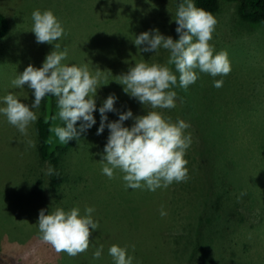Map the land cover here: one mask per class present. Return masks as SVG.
I'll use <instances>...</instances> for the list:
<instances>
[{
	"label": "rangeland",
	"instance_id": "obj_1",
	"mask_svg": "<svg viewBox=\"0 0 264 264\" xmlns=\"http://www.w3.org/2000/svg\"><path fill=\"white\" fill-rule=\"evenodd\" d=\"M218 1L209 44L214 55L227 53L231 72L212 77L196 70L198 79L187 90L169 89L177 93L175 108L152 109L125 93L119 76L139 62L167 64V50L140 52L133 41L154 29L179 39L174 19L183 0H0L9 31L0 42V107L9 93L32 104V90L12 87L11 80L29 64L42 67L54 49L36 42L34 10H50L61 23L65 34L56 43L67 49L62 64L87 65L92 75L101 71L96 124L71 140L61 163L67 181L54 191L47 186L48 164L37 156L36 121L24 135L0 114V264H114L112 245L126 248L132 264H264V23L242 22L235 2ZM214 80L223 86L214 87ZM109 95L117 98V111L107 113L106 123L128 110L133 117L154 110L190 125L184 130L192 137L186 182L149 191L126 188L119 170L114 179L102 173L109 129L96 133ZM32 110L38 118L40 106ZM58 111L54 126H64ZM133 123L130 118L124 126ZM87 207L99 227L90 229L86 252L70 257L42 241L41 209L47 215L79 208L84 216ZM101 245V257L93 259Z\"/></svg>",
	"mask_w": 264,
	"mask_h": 264
},
{
	"label": "clouds",
	"instance_id": "obj_2",
	"mask_svg": "<svg viewBox=\"0 0 264 264\" xmlns=\"http://www.w3.org/2000/svg\"><path fill=\"white\" fill-rule=\"evenodd\" d=\"M32 20L31 31L35 34L36 42L54 45V49L46 55L42 67L29 64L11 80L12 87L27 85L32 90V104H24L9 93L2 98L5 106L0 107V114L6 116L21 134L27 135L29 124L37 120V114L32 109L38 108L41 101L50 95L56 98L58 118L64 126H53L49 131L61 144L79 140L82 133L96 124L93 116L96 111L94 97L101 71L92 75L87 65L62 64L67 58V49L60 51L61 45L56 42L65 33L52 11L34 10ZM174 21L179 35L177 40L154 29L139 34L133 41L140 52H155L161 48L167 50V64L139 62L119 76L118 83L124 86L123 91L152 109L175 108L177 93L169 89L179 86L187 90L198 79L196 70L212 77L227 76L231 72L227 53L221 51L214 55V49L209 44L217 23L211 13L196 7L193 0H183L178 5ZM169 66H174L175 71ZM175 73H179V83ZM213 86L220 88L223 81L214 80ZM116 99L114 95H109L99 108L101 121L96 134H102L105 127L109 129L100 160L102 173L114 179V170H119L123 173L126 188H146L149 191L167 188L173 182H186L188 161L184 156L192 144V137L190 133L185 135L184 130L190 125L182 119L173 123L170 118L165 119L154 110L136 117L128 110L118 113V120L106 123L107 113L117 111L114 107ZM130 118L134 119L133 125L131 128L125 127L124 122ZM56 119L57 116L52 117L53 121ZM77 122H80L79 127ZM27 143L35 147L34 141ZM45 174L49 177L59 175L50 165ZM93 211L92 207H87L86 214L80 216L79 208L67 212L57 208L46 215L45 209H41L36 224L42 241L50 244L57 253L64 252L70 257L86 252L90 244V229L99 227L98 222L92 219ZM160 215L167 213L161 209ZM102 251L101 245L93 253V259H99ZM108 253L114 264H132L133 258L127 255L126 248L112 245Z\"/></svg>",
	"mask_w": 264,
	"mask_h": 264
},
{
	"label": "trees",
	"instance_id": "obj_3",
	"mask_svg": "<svg viewBox=\"0 0 264 264\" xmlns=\"http://www.w3.org/2000/svg\"><path fill=\"white\" fill-rule=\"evenodd\" d=\"M237 4L238 15L242 22L251 25L264 23V0H227ZM195 6L202 8L212 15L219 8L218 0H195ZM8 20L0 11V42L8 33ZM57 115L55 97L46 96L40 104L39 116L35 123L36 150L40 161L52 166L58 176L48 177L49 189L54 191L62 183H66L65 172L61 167L63 157L66 155L72 141L61 144L58 138L49 129L54 126L53 116ZM56 126V125H55ZM50 178V179H49ZM74 199V197H73Z\"/></svg>",
	"mask_w": 264,
	"mask_h": 264
}]
</instances>
